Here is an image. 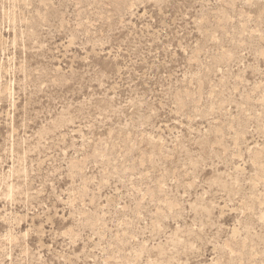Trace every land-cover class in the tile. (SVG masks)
<instances>
[{
  "label": "rangeland",
  "instance_id": "374dc122",
  "mask_svg": "<svg viewBox=\"0 0 264 264\" xmlns=\"http://www.w3.org/2000/svg\"><path fill=\"white\" fill-rule=\"evenodd\" d=\"M0 264H264V0H0Z\"/></svg>",
  "mask_w": 264,
  "mask_h": 264
}]
</instances>
